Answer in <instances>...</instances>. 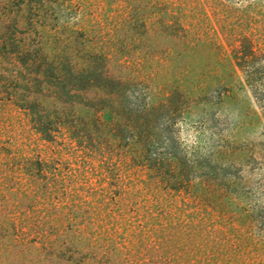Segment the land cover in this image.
Listing matches in <instances>:
<instances>
[{
	"label": "rangeland",
	"instance_id": "obj_1",
	"mask_svg": "<svg viewBox=\"0 0 264 264\" xmlns=\"http://www.w3.org/2000/svg\"><path fill=\"white\" fill-rule=\"evenodd\" d=\"M242 36L264 50V0H0V264H264V117L231 60ZM43 56L102 58L146 103L185 95L151 148L183 159L169 180L184 183L84 107L67 119L34 74Z\"/></svg>",
	"mask_w": 264,
	"mask_h": 264
},
{
	"label": "trees",
	"instance_id": "obj_2",
	"mask_svg": "<svg viewBox=\"0 0 264 264\" xmlns=\"http://www.w3.org/2000/svg\"><path fill=\"white\" fill-rule=\"evenodd\" d=\"M235 42L231 51L233 66L242 73L244 83L250 88L264 117V50L258 48L250 37L242 36ZM29 53V48L22 46L19 55L22 58L16 61L23 68L33 63V60L32 63L26 60ZM41 59L38 71L34 74L43 76L41 84L47 91L53 90L49 98L63 107L62 114L67 113V119L69 115L79 119L75 109L84 107L90 113L88 124L100 128L112 126L116 138H129L136 147L139 166L153 172L155 177L161 179V183L173 190L184 183L169 180L170 173L175 170L173 166L180 168L183 159L168 151L155 156L151 148L158 145L161 138L158 136L160 116L169 113L174 117L184 111L189 103L185 95L174 90L157 105L146 103L145 96L139 90L132 89V83L114 77L109 72L102 58L95 57L82 64L69 61L58 64L47 56ZM106 112L109 113L107 117Z\"/></svg>",
	"mask_w": 264,
	"mask_h": 264
}]
</instances>
